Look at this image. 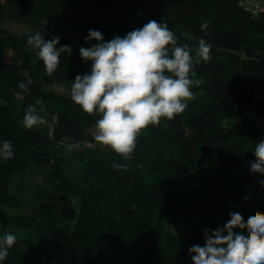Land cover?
<instances>
[{"label": "trees", "instance_id": "trees-1", "mask_svg": "<svg viewBox=\"0 0 264 264\" xmlns=\"http://www.w3.org/2000/svg\"><path fill=\"white\" fill-rule=\"evenodd\" d=\"M94 1L104 16H92L80 26L83 0H0V98L6 100L0 103V147L9 141L14 152L10 160L0 156V225L36 235H16L0 264H192L188 249L203 246L206 227L222 225L229 212H239L245 220L264 212L259 183L264 176L249 171L255 146L264 140V9L252 16L240 0ZM6 17L30 24L34 32L2 31ZM149 20L167 24L178 44L192 47L194 57L199 40L205 39L211 59L195 64L191 78L202 83L192 87L185 111L142 130L125 161L110 149L82 145L91 140L89 129L100 117L84 113L70 99V89L77 74L91 70V62L79 55L81 46H91L84 40L89 29L102 32L107 41ZM205 22L209 27L202 31ZM37 32L46 40L58 35L57 47L72 48L61 54L52 76L27 47ZM8 48L18 50L21 63L3 59ZM53 84H63L67 91L46 87ZM29 105L56 113L51 138L48 131L22 126ZM63 140L78 145L74 149L84 161L83 184L73 183L72 163L57 150ZM114 162L127 164L126 170L113 168ZM36 168L47 173L49 186L38 187L32 212L2 214L4 207L24 204L25 172ZM17 175L21 183L12 193ZM74 197L79 202L70 224L62 220L60 207ZM191 212L206 218L186 237L165 220Z\"/></svg>", "mask_w": 264, "mask_h": 264}, {"label": "clouds", "instance_id": "clouds-1", "mask_svg": "<svg viewBox=\"0 0 264 264\" xmlns=\"http://www.w3.org/2000/svg\"><path fill=\"white\" fill-rule=\"evenodd\" d=\"M208 27L205 22L201 30ZM84 40L91 46H81L79 55L84 62H91V70L76 75L70 99L84 113L99 115L94 141L127 161L142 130L159 125L161 119L172 121L185 111L193 98L192 87L202 83L191 78L195 64L211 59V45L201 38L194 57L192 47L178 44L167 24L156 20L107 41L102 32L89 29ZM59 41L58 35L46 40L39 32L27 39V47L35 50L48 76L56 72L62 53H72L70 45L57 47ZM19 86L28 90L24 82ZM37 103L43 104V100ZM21 123L32 130L48 121L36 112L35 105H29ZM48 127L51 138L54 127ZM73 147L78 145H70ZM253 153L256 159L250 162L249 171L264 176V140L257 142ZM0 156L4 160L14 157L11 142H3ZM112 167L126 170L127 164L114 162ZM259 183L264 186V179ZM248 198L245 196V201ZM229 216L215 229L203 230V246L194 244L188 249L192 264H264V212L257 211L247 220L239 212H229ZM16 242L13 233L0 237V261L7 259Z\"/></svg>", "mask_w": 264, "mask_h": 264}, {"label": "rangeland", "instance_id": "rangeland-1", "mask_svg": "<svg viewBox=\"0 0 264 264\" xmlns=\"http://www.w3.org/2000/svg\"><path fill=\"white\" fill-rule=\"evenodd\" d=\"M95 1L94 0H83V14L80 21V26H83L84 23L87 21V19H90V17L94 16L97 19H100L104 16V11L102 9H97L94 6ZM2 31L6 32H13L18 35L21 34H32L34 32L33 27L26 23L21 22L18 20H15L14 18L6 17L2 20L1 23ZM3 59L19 62L21 63L22 60L19 57L18 50L16 48H8L3 54ZM25 74H27V70H23ZM47 88H53L57 92L65 93L67 91V88L63 84H53V85H46ZM18 98H21L22 95L20 93L16 94ZM6 100L4 98H0V103H5ZM36 112L41 116L47 119L48 124L45 125H38L35 126L36 128L42 130V131H49L48 125L55 126L57 122V115L53 110L44 109V108H38L36 109ZM91 134V140H83L82 145L89 147V148H95V149H105L101 145L97 144L93 136L96 132L95 125L92 126L90 129ZM70 145L72 143L69 140H63L60 141L57 145V150L61 151L66 158L70 160L72 163V171L71 176L73 178V183L77 184H83L82 179V170L84 167V161L82 160V156H76L75 149L70 148ZM80 159V160H79ZM25 189L23 190V201L24 204L22 206H7L4 207L2 210V214H7L10 212H17V213H23L24 211L32 212V207L34 204L38 203L36 201V192L38 191V187L41 185L43 186H49V183L46 179L47 173L44 172L42 168H36L33 170H30L28 172H25ZM20 175L14 176L12 179V182L10 184V192L14 193V191L17 188V185L20 184ZM35 200V201H34ZM79 202V197H74L71 200L64 201L61 204V218L63 221H69L70 224L74 223V216L76 212V207ZM206 218L205 215L199 214L198 212H191V213H180L177 216L169 215L165 220L169 227L175 231L179 236L186 237L191 235L193 227L202 219ZM0 232L2 233H13L17 236H28V237H36L34 231H28L24 228L15 227V226H6L3 227L0 225ZM41 238V237H38Z\"/></svg>", "mask_w": 264, "mask_h": 264}, {"label": "built area", "instance_id": "built-area-1", "mask_svg": "<svg viewBox=\"0 0 264 264\" xmlns=\"http://www.w3.org/2000/svg\"><path fill=\"white\" fill-rule=\"evenodd\" d=\"M240 3L252 16L259 15L264 9V0H240Z\"/></svg>", "mask_w": 264, "mask_h": 264}]
</instances>
